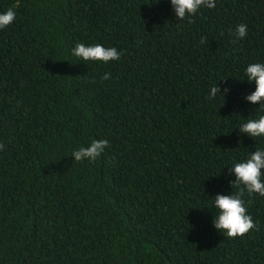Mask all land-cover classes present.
I'll list each match as a JSON object with an SVG mask.
<instances>
[{
  "label": "trees",
  "instance_id": "1",
  "mask_svg": "<svg viewBox=\"0 0 264 264\" xmlns=\"http://www.w3.org/2000/svg\"><path fill=\"white\" fill-rule=\"evenodd\" d=\"M9 8L0 264H264V197H242L259 230L229 239L213 225V198L238 191L229 168L264 150L238 132L264 115L245 100L246 67L264 63V0H215L183 21L170 0H0ZM77 43L122 55L85 62ZM215 84L229 91L209 98ZM93 140L109 146L76 162Z\"/></svg>",
  "mask_w": 264,
  "mask_h": 264
},
{
  "label": "clouds",
  "instance_id": "2",
  "mask_svg": "<svg viewBox=\"0 0 264 264\" xmlns=\"http://www.w3.org/2000/svg\"><path fill=\"white\" fill-rule=\"evenodd\" d=\"M175 17L183 21L186 17L197 14L201 8L212 9L215 7V0H170ZM16 19V12L9 8L6 12L0 13V30L11 25ZM191 22V20H189ZM235 37L243 39L247 36V25L236 26ZM202 43L203 38H202ZM72 56L82 61L104 62L119 61L122 53L115 47H104L101 44L86 46L77 43L71 51ZM245 75L249 83H255V91L245 97V100L252 105L259 104L264 109V63H252L245 69ZM102 80L110 79V74H105ZM229 90L221 89L215 84L209 91V98H215L217 94L222 96ZM238 132L250 138L264 137V115L258 119H248L241 125ZM109 146L107 140H93L88 146H82L71 154L76 162L84 160L90 163L99 158ZM4 145L0 144V150ZM229 174L234 175L235 180L232 186L238 189L235 194L217 195L213 198L214 208L217 215L213 218L214 228L226 234L229 239H235L247 234L250 230H259L258 224L253 221L251 215L247 214V207L242 198L247 192L249 196L258 194L264 197V150L256 149L248 158L242 162L234 163L229 168Z\"/></svg>",
  "mask_w": 264,
  "mask_h": 264
}]
</instances>
